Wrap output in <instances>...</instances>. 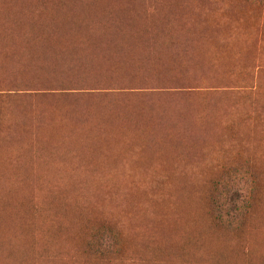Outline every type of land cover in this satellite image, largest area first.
Returning a JSON list of instances; mask_svg holds the SVG:
<instances>
[{
	"label": "trees",
	"instance_id": "16d2710c",
	"mask_svg": "<svg viewBox=\"0 0 264 264\" xmlns=\"http://www.w3.org/2000/svg\"><path fill=\"white\" fill-rule=\"evenodd\" d=\"M260 2L264 3V0ZM124 6L129 5L119 0H0V23L5 22L0 24V47L6 45L5 51L0 49V71L3 70L1 75L43 77L56 74L34 62L35 50L30 46H33L36 39L44 36L49 38L59 33V26L67 23L64 29H70L74 23L81 21L83 25L79 28L82 31L76 36L75 49L71 52H75L79 58L83 56L91 68H103L109 63V59H98L93 53V48L107 44L110 41V33L95 22L108 23L116 20L115 10ZM187 9L178 18L170 15L168 22L182 20L189 7ZM21 11L26 13L25 16ZM12 12L16 14L13 15ZM10 13L14 17H11ZM33 14H39L36 15L38 19L34 15L37 23L40 18L37 27ZM30 16L32 21H25L30 25L34 24V28L29 29L27 26L28 31L26 30L25 34L23 29L27 24L22 23L27 17L31 18ZM8 18H11L9 22ZM16 18H19L18 21ZM200 19L203 22L208 21L206 18ZM47 20L49 22L46 23ZM125 20L126 18L120 19ZM157 20L161 22L162 18ZM130 21L136 22V18H131ZM10 22L15 29H11L13 27H10ZM43 22L45 23L42 26ZM154 25L161 27L157 22ZM6 29L9 31L5 33ZM16 30L20 31L19 35ZM75 32L78 33L76 30ZM70 36L68 35L67 39ZM14 37H17V40ZM52 41L60 44L62 42L55 36ZM18 43H22L23 47L20 48ZM143 57L151 59L147 54ZM2 60L7 61L8 66L3 64ZM29 62H34L33 66ZM147 62L150 64L151 60L144 62L145 65ZM199 64L201 62L198 61V66ZM218 64L219 62L212 60V69L220 67ZM132 65L127 64L126 68H131ZM183 66L188 64L183 62L182 68L186 69ZM8 67L10 69H7ZM20 67H31L34 72L30 69H19ZM102 70L100 71L103 72ZM132 71L125 70L121 73L127 72L131 75ZM153 71L171 73L169 69L154 68ZM132 75H136L135 72ZM171 99L173 100V97L156 100L162 106L154 105L156 108L123 98H116L107 103L91 101L83 105L69 106L57 103L58 105L48 106L40 132L41 145L38 146V186L45 189L43 192L49 197L47 207L55 211L58 205L63 203V211L66 217H71L72 223L55 224L56 219L53 217L50 222H44L41 257L45 263L51 264L46 255L50 249L49 245H57L56 248L60 251L59 244H78L81 240L83 255L88 260L98 259L104 264H264V153L257 156L258 153L252 152V146H244L237 140L234 143L237 149L229 150L233 145L227 148L230 132L223 124L218 106L211 105V110L209 106L187 98L181 102L175 99L176 102L167 104L168 106L163 105L166 100ZM69 112H72V115ZM173 114L178 118L173 123V130L163 127V133L157 132L159 125L167 126L171 123L170 118H175ZM168 117L169 120H166ZM217 152L222 154V157H216ZM72 164L76 165L75 170L78 171L73 178L80 176L81 180H86L83 185L75 188L77 192L64 195L62 192L46 190L45 186L51 185L46 179L52 177L49 173L55 174L56 169L61 170ZM105 170L112 172L111 180L115 189H103L104 199L120 205L116 206L125 217L123 221L112 219L105 223L106 220L99 216L98 210L93 206L103 202L98 198L97 191L96 200L91 197L90 180L98 176V172H102L103 178ZM146 172H151L152 175L150 174L144 185L142 180ZM6 173L0 171V246L5 244L3 238L9 240L7 244L11 243L10 234L18 232L24 226L21 224L27 223L16 205L18 196L8 190L16 186L11 185L9 188L7 184L11 174ZM27 175L29 176V173ZM3 180H7V183ZM9 191L11 193H8ZM65 196L82 200L83 209L74 211L65 202ZM81 196L84 199H81ZM10 222H13V225ZM93 222H96L95 227L92 226ZM166 225L170 227L165 228ZM86 229L88 233L81 235ZM166 236L169 237L168 240ZM55 240L58 243L55 244ZM131 249L133 253L126 256V252ZM12 251L14 252V249ZM75 252L77 251L68 254V264H74Z\"/></svg>",
	"mask_w": 264,
	"mask_h": 264
},
{
	"label": "rangeland",
	"instance_id": "374dc122",
	"mask_svg": "<svg viewBox=\"0 0 264 264\" xmlns=\"http://www.w3.org/2000/svg\"><path fill=\"white\" fill-rule=\"evenodd\" d=\"M119 1L129 6L115 10L116 20L108 23L95 22L100 27H105L107 33H111L110 38L111 36L120 37V35L128 38V40L113 41L112 44L108 42L93 48V53L98 59L106 61L109 59V63L103 68H91L89 63L84 61L83 56L79 58V55L71 52L75 49L72 39L79 35L78 28L82 25V23L79 25L74 23L70 29H64V35L66 34L64 41L67 44L52 43V38L56 37V34L49 38L44 36L36 39L33 46H30L36 53V55L33 53L36 57L34 62L41 64V68H49L56 74L43 77L3 76L1 75L3 70L0 71V171L11 174L7 185L9 188L11 185L16 188L8 190H12L11 192L18 196L16 205L20 214L24 221L30 222V225L26 226L28 228L24 227L27 223H23L24 226L20 231L10 234L11 246L7 244V240H4L5 244L0 247L3 252L0 251V256L3 255L2 257L5 258L4 260L0 258V264H48L42 260L40 255L43 254L44 246L43 228L41 227L45 221L50 222L52 217L56 219L55 224L62 222L69 225L72 223L71 217H66L62 209L65 207L63 203H60L55 211L47 207L49 197L45 196L43 192L45 189L38 186L37 154L42 138L40 132L48 106L58 105L57 103L69 106L83 105L91 101L107 103L116 98H123L156 108L162 107L156 100L173 97V100H166L163 104L168 106L167 104L176 102L175 99L181 102L182 99L187 98L193 102L205 104L211 110H213L212 106H218L223 124L229 128L230 132V140L226 145H228L227 148L233 146L229 150L237 149L234 144L237 140L241 141L244 146H252V152L258 153L257 156L264 153V3L260 0ZM183 4L184 6H181ZM188 7L189 11L184 14L182 20L168 22L170 15L178 18L188 10ZM159 17L162 18L161 22L157 20ZM121 18H126V20L120 21ZM131 18H136V22H131ZM200 18H206L208 21L203 22ZM155 22L161 27L154 25ZM134 23L139 26H135ZM132 25L136 30H138L137 26L139 27L138 32L135 30L138 35L134 34L135 28L133 29ZM127 26V31H125ZM129 29L132 34L128 32ZM123 30L126 33L122 34ZM67 33L71 35L69 39H67ZM135 35L138 37L136 38ZM138 38L145 40L147 46L144 44L145 41L143 44L142 42L137 43ZM56 39L58 40V36ZM131 39H137L136 42L131 41L137 45H131ZM18 45L20 48L23 47L22 43ZM143 45H145L144 48ZM156 45L157 48H155ZM131 47L133 50L130 51ZM145 47L150 49H145ZM1 50L5 51L6 45ZM144 54L149 55L151 59L144 58L142 56ZM203 55L208 56V63L204 62L206 60L204 58H196ZM148 60L151 62L153 60V62L150 64L147 62L145 65L144 62ZM212 60L219 62L220 67L212 69ZM198 61L201 62L199 66ZM34 62H29V64L33 66ZM183 62L188 64L186 67L183 66L186 69L182 68ZM2 63L7 65V61L2 60ZM131 63L132 67L127 69L126 65ZM154 68L169 69L171 73H159L153 71ZM19 69H30L34 72L31 67H20ZM97 69H103V72ZM125 70L133 71L131 75L127 72L121 73ZM134 72L136 75H132ZM69 113L72 115V112ZM173 116L175 117L174 114ZM176 118L173 120L170 118L171 123L167 126L159 125L157 132L163 133V127L173 130V123L178 119ZM166 120H169V117ZM216 157H222V154L217 152ZM255 160L259 163L257 159ZM127 166L130 165L127 164ZM75 169L76 165L72 164L61 170L56 169L55 174L49 173L52 177L46 179L51 185L45 186L46 190L55 193L62 192L64 195L75 194V191L77 192L75 188L86 182V180H81L80 176L73 178V175L78 173ZM98 173V176L90 180L91 197L96 200L97 191L99 192L98 198L103 203L98 206L93 205L94 208L98 210L99 216L106 220L105 223L112 219L125 220L117 208L118 205L109 199H104L103 189H115L111 180L112 172L105 170L103 178L102 172ZM150 174L152 175L151 172L145 173L142 180L144 185ZM122 177L126 178V176ZM4 182L7 183V180ZM10 191L8 193H11ZM65 197L67 198L65 202L74 211L78 212V209L84 205L79 198L73 200L70 196ZM81 199L84 197L81 196ZM85 200L88 199L85 198ZM40 212L43 213L42 216ZM31 219L35 222L33 223ZM34 226L37 227L34 228ZM92 226L95 227L96 222H93ZM87 233L86 229L81 235ZM16 239L19 241L17 242ZM49 246L51 250L48 249L46 255L51 264H68L67 256L73 251H77L73 257L74 264H89L88 262L104 264L98 259L88 260L83 255L81 240L78 244L70 242L60 245V251L56 246ZM11 249H14V252ZM132 250L127 251L126 256H130L133 253ZM6 258L8 260H5Z\"/></svg>",
	"mask_w": 264,
	"mask_h": 264
},
{
	"label": "bare ground",
	"instance_id": "6f19581e",
	"mask_svg": "<svg viewBox=\"0 0 264 264\" xmlns=\"http://www.w3.org/2000/svg\"><path fill=\"white\" fill-rule=\"evenodd\" d=\"M82 4H83V3H82ZM92 4H93V3H92ZM85 5H86V4H85ZM89 5H90V4H89ZM59 6H61V5H59ZM86 6H87V5H86ZM91 6H93V5H91ZM11 7H13V6H11ZM25 7H26V6H25ZM79 7H80V6H79ZM4 8H6V7H4ZM85 8H86V7H85ZM108 8H110V7H108ZM60 9H61V8H60ZM10 10H11V9H10ZM12 10H14V9H12ZM84 10H85V9H84ZM87 10H88V8H87ZM3 11H4V10H3ZM6 11H7V10H5V12H6ZM16 11H17V9H16ZM59 11H60V10H59ZM59 11H58V12H59ZM62 11H63V10H62ZM62 11H61V12H62ZM111 11H112V10H111ZM9 12H10V11H9ZM9 12L7 13V15L9 14ZM51 12H52V11H51ZM51 12H49V14H50ZM54 12H55V11H54ZM61 12H60V13H61ZM84 12H85V11H84ZM98 12H99V11H98ZM12 13H13V15L16 14L15 12H12ZM12 13H10V15H11ZM17 13H19V12H17ZM21 13L24 14V16H25V14H26V13H23V11H21ZM21 13H19V14H21ZM74 13H76V12H74ZM78 13H79V11H78ZM22 14L20 15L21 17L23 16ZM44 14H45V12H44ZM44 14H43V15H44ZM64 14H66V13H64ZM71 14H72L71 16L73 17V16H74L73 13H71ZM94 14H95V13H94ZM0 15H1V14H0ZM2 15H3V13H2ZM4 15H6V14H4ZM7 15H6V16H7ZM10 15H9V16H10ZM28 15H30V14L28 13ZM28 15H27V16H28ZM31 15H32V14H31ZM34 15H35V14H33V19H34V17H35L36 15H39V14H36L35 16H34ZM77 15H78V14H77ZM77 15H76V16H77ZM80 15H81V13H80ZM95 15H96V14H95ZM95 15H94V16H95ZM24 16H23V17H24ZM45 16H47V15H45ZM45 16H44V17H45ZM54 16H56V15L54 14ZM59 16H60V15H59ZM71 16H70V17H71ZM92 16H93V15H91V17H92ZM114 16H115V15H114ZM11 17H14V16L11 15ZM23 17H22V18H23ZM28 17H29V16H28ZM28 17H27L26 19H24V22L22 21V22H23L22 24H24V23L26 22L25 20H27V21H28V20H31V21H32V16H30L31 18H29V19H28ZM57 17H58V16H56V18H57ZM99 17H101V16H99ZM0 18H1V17H0ZM22 18H20V19H22ZM36 18H37V16H36ZM48 18H49V17H48ZM65 18H66V17H65ZM89 18H90V17H89ZM108 18H109V17H108ZM4 19H5V18H4ZM6 19H7V18H6ZM9 19H11V18H8V22H9ZM12 19H13V18H12ZM16 19H17V21H18L19 18H16ZM37 19H38V18H37ZM45 19H46V18H45ZM49 19H50V18H49ZM63 19H64V18H63ZM100 19H103V18H100ZM13 20H14V19H13ZM34 20H35V19H34ZM43 20H44V19H43ZM50 20H51V19H50ZM54 20H55V19H54ZM57 20H58V19H57ZM86 20H87V19H86ZM109 20H110V19H109ZM1 21H2V19H1ZM15 21H16V20H15ZM35 21H36L35 27H37V24H39V22H40V18H39V22H38V23H37L38 20H35ZM52 21H53V20H52ZM59 21H60V19H59ZM88 21H89V20H88ZM94 21H95V20H94ZM103 21H104V20H103ZM13 22H14V21H13ZM28 22H29V21H28ZM28 22H26L27 25H24V26H26L25 29H23V30H25V32H26V30H27L28 28H29V29H33V28H34V27H33L34 24L30 25V24H28ZM47 22H49V21L47 20L46 23H47ZM83 22H84V21H83ZM1 23L4 24L5 22L2 21ZM1 23H0V24H1ZM17 23L19 24L20 21L17 22ZM17 23H15V26H16ZM30 23H31V22H30ZM32 23H33V22H32ZM34 23H35V22H34ZM44 23H45V22L42 23V26H43ZM51 23H52V22H51ZM57 23H58V22H56L55 24H57ZM80 23H82V21H81ZM86 23H87V22H86ZM102 23H103V22H102ZM6 24H7V21H6ZM6 24H5V25H6ZM10 24H11V22H10ZM52 24H54V23H52ZM63 24H64V22H63ZM76 24L79 25V23H76ZM89 24H91V23H89ZM89 24H88V26H90ZM134 24H135V23H134ZM134 24H133V25H134ZM142 24H143V23H142ZM8 25H9V24H8ZM11 25H12V24H11ZM29 25L32 26V27H30ZM46 25H47V24H46ZM57 25H58V24H57ZM57 25H56V26H57ZM65 25H67V23H66ZM65 25H64V26H65ZM82 25H83V24H82ZM82 25H81V28H82ZM98 25H99V24H98ZM133 25H132V26H133ZM136 25L139 26V24H135V26H136ZM20 26H23V25H20ZM20 26H19V27H20ZM27 26H28V28H27ZM48 26H49V25H48ZM50 26H51V25H50ZM64 26H59V27H58L57 30H59V31H58L59 33H57L56 37L58 36V39H61V41L65 43V41H64V40H65V37H64V28H65V27H64ZM125 26H126V25H125ZM125 26H124V27H125ZM130 26H131V24H130V22H129V27H130ZM138 26H137L138 30H136V28L133 26V29L135 28V29H134V32H135V30H136L137 32L139 31V27H138ZM0 27H2V25H1ZM5 27H7V26H5ZM5 27H3V28H5ZM10 27H13V25L10 26ZM10 27H7V28H10ZM44 27H46V26H44ZM53 27H54V26H53ZM53 27H50V28L54 29ZM76 27L78 28V26H76ZM3 28H2V29H3ZM38 28H39V27H38ZM77 28H76V30H78V29H79V31L81 30L80 28H78V29H77ZM85 28H86V27H85ZM127 28H128V26L126 27V30H125V31H127ZM140 28H141V26H140ZM11 29H15V28L13 27V28H11ZM11 29H10V30H11ZM16 29H18V26H17ZM21 29H22V27H21ZM46 29H47V28H46ZM83 29H84V27H83ZM91 29H92V28H91ZM91 29H90V30H91ZM35 30H36V29H35ZM37 30H38V29H37ZM50 30H51V29H50ZM121 30H122V28H121ZM141 30H142V28H141ZM141 30H140V32H142ZM3 31H4V29H3ZM6 31H9V29H6V30H5V33H6ZM17 31H19V30H16V32H17ZM27 31H28V30H27ZM33 31H34V30H33ZM45 31H46V30H45ZM71 31H72V30H71ZM73 31H74V29H73ZM81 31H82V30H81ZM116 31H117V30H116ZM118 31H119V30H118ZM123 31H124V30H123ZM125 31H124L123 33H122V32H121V33L124 34V33H126ZM129 31H130V29L128 30V32H129ZM0 32H2V31H0ZM11 32H12V31H11ZM16 32H15V33H16ZM49 32H50V31H49ZM53 32H54V30H53ZM74 32H75V31H74ZM77 32H78V31H77ZM130 32H131V34H132V31H130ZM130 32H129V33H130ZM5 33H1V34H5ZM19 33H20V31L18 32V35H19ZM21 33H23V31H22ZM33 33H34V32H33ZM50 33H51V32H50ZM65 33H66V32H65ZM7 34H8V33H7ZM7 34H5V35H7ZM25 34H27V32H26ZM93 34H94V33H93ZM117 34H118V33H117ZM127 34H128V33H127ZM134 34H136V32H135ZM134 34H133L132 36H134ZM141 34H142V33H141ZM141 34H140V35H141ZM12 35H13V33H12ZM67 35H69V34H67ZM76 35H77V34H76ZM87 35H88V34H87ZM110 35H111V33H110ZM114 35H116V34H114ZM128 35H129V34H128ZM128 35H127V37H128ZM136 35H138V34H136ZM136 35H135V37H136ZM3 36H4V35H3ZM20 36H21V35H20ZM24 36H25V35H24ZM27 36H28V35H27ZM122 36H123V37H121V35H120V37H114V36H111L109 43L112 44L113 41H118V40H128V38H125L124 35H122ZM0 37H2V35H1ZM8 37H10V35H9ZM22 37H23V35H22ZM59 37H60V38H59ZM84 37H85V36H84ZM137 37H138V36H137ZM137 37H136V38H137ZM4 38L6 39V37H4ZM14 38H16V40H17V37H14ZM14 38H13V39H14ZM26 38H28V37H26ZM75 38H76V37H75ZM94 38H95V37H94ZM0 39H1V38H0ZM11 39H12V38H11ZM68 39H69V38H68ZM71 39H72V38H70V40H71ZM82 39H83V38H82ZM96 39H97V38H96ZM129 39H130V38H129ZM138 39H139V41H137V43H138V42H140V43L142 42L141 44H143L144 41H145V40H142V38H141V40H140V38H138ZM154 39H156V38H154ZM6 40H7V39H6ZM22 40H24V38H23ZM74 40H75V39H72V41H74ZM90 40H91V39H90ZM136 40H137V39H136ZM136 40L131 39V40H130V43H132L131 45L134 44V43L131 42V41H135V42H136ZM1 41H2V40H1ZM1 41H0V42H1ZM3 41H4V40H3ZM7 41H8V40H7ZM94 41H95V40H94ZM148 41L151 42L150 40H148ZM152 41H153V40H152ZM10 42H12V40H11ZM10 42H9V43H10ZM13 42H14V41H13ZM62 42H61V43H62ZM77 42H79V41H77ZM118 42H119V41H118ZM3 43H4V42H3ZM14 43H16V42H14ZM71 43H72V42H71ZM74 43H76V42H74ZM65 44H67V42H66ZM135 44H136V43H135ZM135 44H134V45H135ZM144 44H146V46H147V42H146V41H145ZM156 44H157V43H156ZM158 44H159V42H158ZM7 45H8V43H7ZM63 45H64V44H63ZM114 45H115V43H114ZM118 45H119V44H117V46H118ZM136 45H137V44H136ZM161 45H162V44H161ZM182 45H183V44H182ZM59 46H60V45H59ZM80 46H81V45H80ZM80 46L78 47L79 49H81ZM119 46H120V45H119ZM129 46H130V45H129ZM144 46H145V45H143V48H144ZM149 46H150V45H149ZM85 47H86V46H85ZM132 47H133V46H132ZM132 47H131L130 51L133 50ZM134 47H135V46H134ZM150 47H151V46H150ZM120 48H121V47H120ZM127 48H128V47H127ZM147 48L150 49L149 47H147ZM147 48L145 47V49H147ZM155 48H157V45H156ZM1 49H2V48H1ZM121 49H122V48H121ZM123 49H124V48H123ZM83 50H84V49H83ZM2 51H3V50H2ZM127 51H128V50H127ZM77 52H78V51H77ZM147 52H148V51H146V53H147ZM0 54H1V53H0ZM144 55H145V54H144ZM142 56H143V55H142ZM196 58H197V59H201V58L206 59V60L204 61L205 63H208V61H209L208 56H206V55L198 56V57H196ZM86 59H87V58H86ZM81 63H82V62H81ZM94 63H95V62H94ZM163 115H164V114H163ZM164 117H165V115H164ZM174 122H175V121H174ZM176 123H177V122H176ZM186 125H187V124H186ZM71 143H72V142H71ZM54 144H55V143H54ZM10 172H11V171H10ZM6 174H7V173H6ZM0 187H1V186H0ZM62 209H63V208H62ZM82 209H83V208H81V210H82ZM38 212H39V211H38ZM41 212H42V210H41ZM41 212H40V213H41ZM82 212H83V211H82ZM82 212H81V214H82ZM42 215H43V213H41V216H42ZM38 216H39V213H38ZM38 216H36V217H38ZM33 217H34V216H33ZM33 217H32V218H33ZM170 218H171V216H170ZM31 220H32V219H31ZM31 220H29V221H31ZM43 220H44V219H43ZM169 220H170V219H169ZM37 221H38V220H37ZM167 221H168V219H167ZM172 221H173V219H172ZM13 222H14V220H13ZM13 222H12V223L10 222V224L13 225ZM15 222H16V221H15ZM32 222H33V220H32ZM34 222H35V221H34ZM34 222H33V223H34ZM163 222H164V221H163ZM165 222H166V221H165ZM29 223H30V222H29ZM39 223H40V220H39ZM169 223H170V222H169ZM171 223H172V222H171ZM17 224H18V223H17ZM77 224H79V223H77ZM161 224H162V223H161ZM161 224H160V225H161ZM21 225H23V224H21ZM28 225H30V224H28ZM28 225H25L24 227H26V226H28ZM37 225H38V222H37ZM158 225H159V224H158ZM162 225H163V224H162ZM40 226H42V225H40ZM76 226H77V225H76ZM79 226H80V225H79ZM11 227H12V226H11ZM21 227H22V226H21ZM36 227H37V226H34V228H36ZM43 227H44V226H43ZM73 227H74V225H73ZM158 227H159V226H158ZM168 227H170V226H168ZM168 227H167V225L165 226V228H168ZM26 228H28V227H26ZM38 228H39V227H38ZM68 228H70V227H68ZM68 228H67V229H68ZM75 228L78 229V227H75ZM75 228H74V229H75ZM6 229H7V227H6ZM10 229H11V228H10ZM41 229H42V227H41ZM77 229L74 230V232L77 231ZM159 229H160V228H159ZM178 229H179V228H178ZM14 230H15V229H14ZM20 230H21V229H20ZM20 230H18V231H20ZM26 230H27V229H26ZM26 230H25V231H26ZM29 230H31V229H29ZM38 230H39V229H38ZM167 230H168V229H167ZM176 230H177V229H175L174 232H176ZM23 231H24V229H23ZM55 231H56V230H55ZM58 231H59V230H58ZM63 231H64V230H63ZM63 231H62V232H63ZM67 231H68V230H67ZM70 231H71V230H70ZM9 232H10V231H9ZM9 232H7V233H9ZM15 232H16V231H15ZM27 232H28V231H27ZM50 232H51V231H50ZM50 232H49V233H50ZM52 232H53V231H52ZM68 232H69V231H68ZM68 232H67V233H68ZM159 232H160V231H159ZM33 233H34V230H33ZM33 233H32V234L29 233V234H30V235H34V234L36 235V233H34V234H33ZM60 233H61V232H60ZM63 233H65V232H63ZM72 233H73V230H72ZM170 233H171V232H170ZM170 233H169V234H170ZM186 233H187V232H186ZM0 234H1V233H0ZM16 234H17V233H16ZM54 234H56V233H54ZM61 234H62V233H61ZM65 234H66V233H65ZM160 234H161V233H160ZM166 234H167V233H166ZM172 234H173V233H172ZM176 234H177V233H175V235H176ZM23 235H24V234H23ZM35 235H34V236H35ZM56 235H57V234H56ZM6 236H7V235H6ZM48 236H49V235H48ZM63 236H64V234H63ZM72 236H73V234H72ZM4 237H5V236H4ZM12 237H13V236H12ZM27 237H28V235H27ZM31 237H32V236H31ZM38 237H39V236H38ZM40 237H41V236H40ZM55 237H56V236H55ZM57 237H58V236H57ZM59 237H60V236H59ZM166 237H167L166 240H168L169 237H168V236H166ZM166 237H164V239H165ZM173 237H175V236H173ZM32 238H33V237H32ZM35 238H36V237H35ZM52 238H53V236H52ZM66 238H67V237H66ZM3 239L5 240V238H3ZM14 239H15V238H14ZM36 239H37V238H36ZM49 239H51V238H49ZM55 239H56V238H55ZM16 240H17V242L19 241L18 239H16ZM20 240H22V239H20ZM57 240H58V239H57ZM57 240H56V241H57ZM59 240H60V239H59ZM59 240H58V241H59ZM69 240H71V239H69ZM184 240H186V239H184ZM8 241H9V240H8ZM11 241H12V239H11ZM33 241H34V239H33ZM38 241H39V240H38ZM58 241H57V243H58ZM3 242H4V241H3ZM6 242H7V241H6ZM64 242H65V240H64ZM69 242H70V241H69ZM25 243H26V242H25ZM173 243H174V242H173ZM177 243H178V241H177ZM177 243H175V244H177ZM183 243H184V242H183ZM38 244H39V243H38ZM66 244H67V243H66ZM8 245L11 246L10 243H9ZM17 245H18V244H17ZM24 245H25V244H24ZM24 245H23V246H24ZM35 245H36V244H35ZM35 245H34V246H35ZM41 245H42V244H41ZM10 246H9V247H10ZM56 246H57V245H56ZM59 246H60V244H59ZM168 246H169V245H168ZM175 246H176V245H175ZM175 246H174V247H175ZM0 247H1V246H0ZM35 247H36V246H35ZM179 247H180V246H179ZM22 248H23V247H22ZM22 248H21L20 250H22ZM31 248H32V247H31ZM38 249H39V248H38ZM50 249H51V248H50ZM55 249H56V248H54V250H55ZM169 249L171 250V248H169ZM11 250H12V249H11ZM219 250H220V249H219ZM29 251H30V250H29ZM29 251H28V254H29ZM217 251H218V250H217ZM18 252H19V251H18ZM20 252H23V251H20ZM31 252H32V251H31ZM62 252H63V251H62ZM51 253H52V252H51ZM219 253L221 254V252H219ZM219 253H217V254H219ZM25 254H26V253H25ZM172 254H173V253H172ZM220 254H219V255H220ZM13 255H14V254H13ZM15 255H17V254H15ZM34 255H35V254H34ZM37 255H38V254H37ZM40 255H41V254H40ZM2 256H3V255H2ZM14 257H16V256H14ZM9 258H10V257H9ZM11 258H12V257H11ZM21 259H22V258H21ZM2 260H4V259H2ZM35 260H36V258H35ZM43 260H44V259H43ZM5 262H6V261H5ZM11 262H12V261H11ZM61 262H62V261H61ZM30 263H31V262H30ZM49 263H50V262H49ZM64 263H65V262H64ZM22 264H23V263H22ZM31 264H32V263H31ZM34 264H35V263H34Z\"/></svg>",
	"mask_w": 264,
	"mask_h": 264
}]
</instances>
